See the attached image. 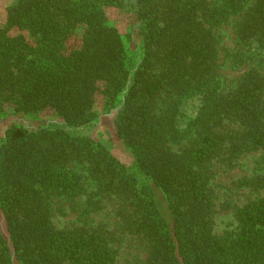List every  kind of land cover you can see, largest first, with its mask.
<instances>
[{
  "label": "trees",
  "instance_id": "trees-1",
  "mask_svg": "<svg viewBox=\"0 0 264 264\" xmlns=\"http://www.w3.org/2000/svg\"><path fill=\"white\" fill-rule=\"evenodd\" d=\"M251 0H16L0 26V113L55 112L67 128L96 119V98L115 104L117 137L131 149L139 171L164 194L172 227L152 188L139 185L103 144L64 128L29 131L15 124L0 145V210L19 264H116L101 230H59L46 198L83 192L86 170L102 194L125 203L126 228L148 243L146 264H264V196L237 212L225 236L212 227V163L227 165L242 152L264 147V78L247 72L236 89L219 93L213 26ZM238 29L264 38V0H253ZM106 7L124 8L141 37L140 58L108 24ZM83 30L81 45L68 37ZM14 29L27 31L31 45ZM200 99L205 115L198 137L180 151L174 115L183 96ZM239 121L228 130L224 118ZM264 191V176L244 182ZM0 264H13L0 230Z\"/></svg>",
  "mask_w": 264,
  "mask_h": 264
},
{
  "label": "rangeland",
  "instance_id": "rangeland-1",
  "mask_svg": "<svg viewBox=\"0 0 264 264\" xmlns=\"http://www.w3.org/2000/svg\"><path fill=\"white\" fill-rule=\"evenodd\" d=\"M216 3L220 0H211ZM16 0H0V26L6 21L7 9ZM134 3L135 0H128ZM251 0L239 12L228 15L218 25L213 26L216 48V73L219 93L222 95L233 92L242 77L255 70L264 78V38H243L239 27L246 12L253 6ZM108 24L120 33L128 49L138 58L141 53V37L133 16L127 9L106 7ZM83 30L77 29L66 42L68 51L81 45ZM22 34L27 41L35 46L36 40L27 31L14 29L10 35ZM120 96L115 104L106 102L103 96H98L93 110L96 119L87 126L69 129L55 112L44 109L35 114H19L12 106H6L0 113V145L3 142L5 130L12 124L29 131L45 127L48 129L64 128L72 134L88 136L97 143L103 144L122 164L139 185L152 188L154 200L162 216L172 227L173 219L169 212L164 194L154 187L139 171L131 149L128 148L116 134V117L122 106ZM202 119L205 115L200 107V99L194 94L183 96L174 115V124L178 134L172 137L171 146L175 151L192 143L200 134ZM239 121L225 117L223 126L228 130L239 128ZM81 175L83 192L74 196L65 193L50 194L46 198L51 212V221L56 229L67 230L85 228L101 230L109 237V244L116 253V264H146L148 258L147 241L131 233L125 226L122 211L125 203L121 198L102 194L97 183L92 180L85 169L76 168ZM213 176L211 189L213 191L215 208L212 214V227L216 235L225 236L237 230V212L251 202L264 196V191L244 182L264 176V147L242 152L239 157L227 165L224 161L212 163ZM0 230L7 240L12 254L13 264H19L15 258L9 240L3 212L0 210Z\"/></svg>",
  "mask_w": 264,
  "mask_h": 264
}]
</instances>
